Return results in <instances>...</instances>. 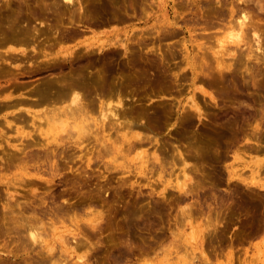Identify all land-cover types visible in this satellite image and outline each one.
<instances>
[{
    "label": "rangeland",
    "instance_id": "1",
    "mask_svg": "<svg viewBox=\"0 0 264 264\" xmlns=\"http://www.w3.org/2000/svg\"><path fill=\"white\" fill-rule=\"evenodd\" d=\"M234 1H229L235 3L233 15L239 16V5L247 7L251 25L264 39V0L247 6ZM204 3L200 0L196 7L191 0H74L71 5L63 0H0V99L9 100V95L21 99L20 107L43 118H35L32 124L27 116L29 121L21 123L14 117L19 108L0 110V264H264V199L259 201L254 192L243 196V185L228 184L221 174L226 166L244 167L248 173L251 157L264 160V63L257 65L253 57L241 56L237 50L240 62L225 56L223 67L230 65V69L219 75L215 52L227 40L231 4L224 6L226 16L206 17ZM214 6L219 10L220 4ZM170 20L178 25L169 26ZM173 30L175 36L164 38L165 32ZM126 31H130V50L137 52L136 65L117 49L118 62L130 67H118L115 75H107L114 90L122 91L125 112L131 116L133 131L139 130L144 137L145 149L155 151L168 171L177 169L169 180L183 168L181 157L186 160L189 187L192 184L189 194L169 185L161 192L162 181L169 177L166 173L158 178V166L149 165L137 174L133 162L129 172L115 168L110 162L114 156H119L118 162H128L118 151L105 154L100 147L109 136L106 145L122 142L108 125L104 133L91 129L95 136L85 138L81 148L66 132L56 140L52 132L43 133L49 130L43 114L60 103H41V87L47 80H52L54 91L71 84L73 68L88 54L98 56L96 47L87 52L84 42L115 32L123 39ZM245 37V41L252 39L249 34ZM11 38L21 42L9 46ZM185 48L195 57L198 78L194 83L185 64ZM63 49H72L68 62L63 60ZM150 50L154 52L144 55ZM259 57L264 59V54ZM54 65L59 68L50 70ZM85 76L79 82L81 96L98 105L103 96L93 82L107 83V76L99 77L95 67H88ZM210 79L217 85L209 86ZM193 94L201 116L191 107ZM103 100L110 101L107 96ZM225 123L232 124V134L220 148L213 133ZM70 134L75 135L72 130ZM21 145L25 149L19 150ZM134 153L126 152L127 159ZM261 178L264 181V174ZM5 184L14 194L9 200ZM95 214L100 222L92 229L86 219ZM204 224L211 230L205 242L195 244L196 239L188 235L190 227ZM30 230L41 234L43 245L22 242ZM74 234L82 246L62 247L64 238L75 241ZM47 243L51 246L45 247Z\"/></svg>",
    "mask_w": 264,
    "mask_h": 264
},
{
    "label": "bare ground",
    "instance_id": "2",
    "mask_svg": "<svg viewBox=\"0 0 264 264\" xmlns=\"http://www.w3.org/2000/svg\"><path fill=\"white\" fill-rule=\"evenodd\" d=\"M63 1L66 4H70V5L73 4V2H74V0H63ZM229 1L228 0H205V3H204V7L206 8V11H207L206 17L208 16V14L213 15V16H214V14H218L220 16H226V14H224V12H225L224 6L227 7L228 5L231 4L229 7V12L227 11L229 13L228 24H226L228 37H227V40L225 42H221L219 44V47L215 52L216 61H217V69H218L219 75H222L223 69H225L226 67L228 68V70L230 69V65L223 67L226 65V61L224 58L225 56H227V58H232V59L234 58L236 64L238 62H240V58H238L239 55L235 57L237 50H239V54L241 56L244 55L248 58L253 57L254 60H256L257 65H258V63H260V64L264 63V59H260V57H259L260 53L264 54V39L261 38L260 34L255 29V27L253 25H251L250 15L248 14L249 13L248 8L244 7V6L240 7V5H239V7H238L239 12L237 11L239 13V16H235V15H233L234 9H235L233 7H234L235 3L233 4V2H229ZM235 1H237V0H235ZM238 1L242 2V4H245V6H247L248 2L254 1V0H238ZM256 1H257V3L259 2V0H256ZM191 3H193L194 6L197 7V5L200 3V0H191ZM214 4H218V5L220 4L219 10L215 8ZM238 13H236V14H238ZM193 19H194V16L191 18V20H193ZM204 20L207 23V18H205ZM114 21L117 22V21H121V20H114ZM168 25L175 27L178 25V22L175 20H170ZM82 31H84V30H82ZM158 33H160V32L158 31ZM124 34H125L124 35L125 37L123 39L122 38L118 39V34L115 32V33H111V34H102L101 36L96 37V39L92 42H84L86 44L85 48H86L87 52L94 51V47H96L98 56H90L88 54L82 60V63L80 65H77L73 68V70H72L73 75L69 76L71 79V84H69L65 87H59L58 91H54V89H52V88H54L52 80H47V82H48L47 85H45L43 88L41 87V89L38 91L40 93L39 101L41 103L50 104L51 102H56V101H59V103H60L59 107L53 106L52 109L48 110L47 112H45L43 114L44 120L49 125V130L44 131L43 133L48 135L49 133L52 132L51 135H52L53 139L56 140L57 138H61L62 136H65V135L60 136V133L66 132L67 133L66 136L68 137V139L69 140L74 139V140H72V143L74 145H77L78 148H81L83 140L85 138L88 139L90 137V134H93V131L91 129H93V130L99 129L104 133L105 131H107L106 126L108 125V130L109 131L115 130V134L117 133L118 135L121 136L122 142L118 143V145H117V142H119L118 139L120 137H118V135H116L115 137L118 138L117 139L118 141L115 143L116 145L112 141L108 145H106V143H104V142L110 141V136L108 135L109 137L105 141H103V144H101L100 147L104 150L103 152L105 154L111 153L113 151L112 149H114L116 152L118 151V154L120 155V157L122 159L125 160V163L128 162L125 165L124 162H118L119 156H114L110 162L114 164L115 168H117V167L126 168L124 170V172H129V171H131V168L128 167V165L131 162H133V165H134L133 170H135L136 174H137V173H143L149 165L150 166H158V169L160 170L159 174H158V178H160V179L164 178L166 173H167L166 175H168V177H169L168 179L163 180L164 182L161 180L162 181V187H163L161 192H163L166 189V186L169 185L170 188L172 187L174 189H177L179 192H182L185 195L189 194L191 192L190 187L192 184L189 187L188 181H190V177H189V173L187 172V170H189V169L186 166L187 165L186 160L181 157V160L183 162V168H181L180 172L175 176L174 179L169 180L170 177H172V175L174 174V172L177 169L175 170L174 168H171V170L168 171L165 168V165L162 163V161H160L158 154L155 151L149 153L148 149H145L144 146H145L146 142L144 140V137L141 135L139 130L133 131L135 126L128 119V118H131V116L129 115L128 112H125L126 110H125V106L123 103V98L121 96L122 91L120 89L114 90L113 85H112L111 80H110L111 76L107 75V73L108 74L111 73L112 76L115 75L116 74L115 72H116L118 67H122L123 70L129 69V67H130L128 65V63L120 64V62H118L119 61V57H118L119 53H118L117 49H121L123 51L124 55H126V56L129 55L128 60H131L132 66L136 65L134 60H137L135 58V56H137V52L134 53V51L130 50V46L128 44V37L130 35V31H126ZM176 34H177V32L175 30H173L172 32H165L164 36H166V37H164V38L168 39L167 37L175 36ZM246 34L251 35L252 39L245 41V38H246L245 35ZM73 35H75V33ZM8 41H9V44H8L9 46H11L13 43L21 42L20 40L14 39V38L9 39ZM7 43L8 42H6V44ZM225 43L228 45H224ZM137 44H138V46H140L141 42H138ZM76 46L77 45H75V47ZM75 47L72 46V48H75ZM145 47H147V46H145ZM253 47L255 49L254 51L252 50ZM185 49H186V53L184 54L185 64L187 67H189V71L191 72L190 80H192V82L194 83V81H196L198 78V74H197V72L193 66V64H194L193 61H194L195 57H192L191 52H190V50H188V48H185ZM167 51L170 54H173V49L170 50L168 47ZM257 51H259L258 54L255 53ZM152 52H154V50H150L149 52H144V55L148 56ZM244 52H245V54H244ZM72 53H73L72 49H63L61 51V54L64 55L63 60H65V62H68L67 56L72 55ZM140 55H142V54H140ZM114 62H118L119 66H114V64H113ZM88 67H95L97 69V74L99 75V77H101L102 73L104 76H107V78H106L107 83L102 84L100 79H95L93 82V87H94V89H96V92H98L100 97H102V96L106 97L107 96L108 99H110L109 102H104L103 97L100 98L98 105H94L93 103L90 104V103H87L85 100H83V98L81 96V90H83V87H81L79 82L86 78L85 70L88 69ZM58 68H59L58 66L54 65V66H52V68L50 70L55 71ZM144 70H150V69H144ZM158 78H159V76H158ZM213 84H216L215 79H210L209 86H213ZM200 91L203 92V94H207L212 99H214L212 93H210V92L207 93L202 88H200ZM49 94H50V96H48ZM4 97L5 96H2L0 99L1 101L5 102V104H3V106H0V110H3L4 107H5V109L11 108L14 110L19 108L18 114L14 115L15 119L19 120V122L27 123L29 121V119H28L29 117H27V116H31V119L33 122L32 124H34L35 118H39L40 120H43V118L40 116V114L38 115L36 113H32L30 110L23 108V107H20V106H22V104L24 102L23 100L19 99L16 101L14 99H11L12 96H10V95L7 96V98L9 100H7ZM9 101H11L12 103ZM190 103H192L191 107L194 110L195 114H197L198 116H201V109H200L199 105L196 103V98H195L194 94L192 95ZM88 104H90V106ZM13 105H14V107H9V106H13ZM89 108L91 110H89ZM177 112L179 114L180 110L178 109ZM95 113L98 114L97 118L92 117V115ZM187 116H188L187 118L185 117V122L187 124H189L190 123V117L188 114H187ZM5 124L11 125L10 123H8L6 121H5ZM92 124L95 126L94 128H92V126H91ZM231 127H232L231 123H225L221 126V128H218L217 131H215L213 133V135H215L216 139H218V141H219L218 145L220 148H222V144L224 142V139L228 135L232 134V128ZM20 130H21V128L18 126L17 132H20ZM71 130L74 131V133H75L74 136H72L70 134ZM207 132H209V131H207ZM99 133H100V131H99ZM22 134H24V132ZM24 136L28 137L29 134L26 133ZM97 137H99V136H97ZM99 138H101V137H99ZM98 140H100V139H98ZM69 142H71V141H69ZM97 144H99V143H97ZM57 145H58V143H57ZM21 146H22V148H19V150L25 149V147H23L24 145H21ZM124 146H126L125 153L123 150ZM0 147H1V143H0ZM14 147H17V146L14 145ZM229 147L230 146H228V151L231 150V149H229ZM132 151L135 152L134 157L131 159H127L126 152H128V154H129V152H132ZM238 157H239V155H236L235 159H237ZM250 161H251V166L249 167L248 173H246V171H244V167H242L240 169H236V168L234 169L232 166H226L223 168V171L221 172V174L226 175V180L228 181V184L231 181H236L238 183H241L243 185L242 191H241L243 196L247 197L248 192H254L257 194L256 196H257L258 200L260 201V200L264 199V197L263 198L261 197L263 195L262 192H264V181H262V178H261V174H264L263 173V171H264V160H263V158H258L257 156H253V157H251ZM221 170H222V167H221L220 171ZM180 177L182 179H180ZM23 181L24 180H22L21 182H23ZM5 187L6 188H4V192L7 195V199L13 198L14 194L11 193V191L9 190V187H7L6 184H5ZM53 202H52V204H53ZM261 203H262V201H261ZM52 206H50V207H52ZM56 206H54V207H56ZM57 207L53 208V211H56L58 209ZM254 220H256V219H253V221ZM99 222H100V217L98 215L96 216V214L93 215V217L86 219L87 226H89L92 229H95L99 225ZM208 227H209V225H206V224L199 225L196 228L190 227V229L192 231L188 235L190 236V238L192 240L196 239V241L194 242L195 244H197V242H200V244H201V242L205 239V236L207 237L206 233L211 230L210 228L208 230ZM212 229H213V227H212ZM54 231H53V233H55ZM56 232H57V230H56ZM39 234L40 233L37 231L30 230L27 235L23 236L22 242H25L26 240H24V239H27V242L30 241V243L32 245L36 244V243H38L39 245L40 244L43 245L42 241H40L43 239V237H41V234L40 235ZM209 234H208V236H210ZM54 239H57V238H54ZM64 239L65 240L62 239L63 241L61 240L63 243H61L62 245L61 244L60 245L62 247L69 249V250L74 249V246H76V245L82 246V243H79V241L77 240L76 234H74L72 237V239L75 240L74 242H71L68 239L66 240V238H64ZM27 242H26V244H27ZM204 242H205V240H204ZM30 243H28L27 245L30 246L29 245ZM36 246H37V244H36ZM48 246L50 247L51 244H48V243L45 244V247H48ZM53 249L49 250L50 251L49 254L51 253V251L53 252ZM29 250H31V248ZM123 250H124L125 254L130 253V250L128 251V249L125 247L123 248ZM44 253H45V251H44ZM259 253H260V251H259ZM201 254L204 257H206L203 250H201ZM46 256H48V254ZM46 256L44 258H46ZM203 256H202V259H203ZM83 257L84 256L79 257V260H82ZM49 260L51 262V259H48V261ZM204 261L205 260H203V262ZM51 263H55V262L52 261Z\"/></svg>",
    "mask_w": 264,
    "mask_h": 264
}]
</instances>
